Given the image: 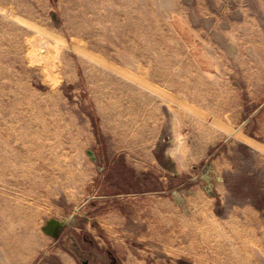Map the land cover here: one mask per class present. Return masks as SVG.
Here are the masks:
<instances>
[{
	"label": "rangeland",
	"instance_id": "obj_1",
	"mask_svg": "<svg viewBox=\"0 0 264 264\" xmlns=\"http://www.w3.org/2000/svg\"><path fill=\"white\" fill-rule=\"evenodd\" d=\"M107 252L264 264V0H0V264Z\"/></svg>",
	"mask_w": 264,
	"mask_h": 264
},
{
	"label": "trees",
	"instance_id": "obj_2",
	"mask_svg": "<svg viewBox=\"0 0 264 264\" xmlns=\"http://www.w3.org/2000/svg\"><path fill=\"white\" fill-rule=\"evenodd\" d=\"M66 230H64V232H65ZM64 232L62 233V236L64 235ZM66 236H68L69 238H70V245H72L73 247H74V245H75V248H76V253H79V255H84V254H87V255H90L91 253H93V252H89V251H86V250H84V249H82L81 247H80V244L78 243V241L77 240H75V237L72 235V233H69V234H67ZM107 255L109 256V259L111 258L112 260H114L113 259V256L111 255V253L110 252H107ZM114 262H116L115 260H114ZM91 263H93V261L92 260H90V262H89V264H91ZM116 264H118L117 262H116Z\"/></svg>",
	"mask_w": 264,
	"mask_h": 264
},
{
	"label": "bare ground",
	"instance_id": "obj_3",
	"mask_svg": "<svg viewBox=\"0 0 264 264\" xmlns=\"http://www.w3.org/2000/svg\"><path fill=\"white\" fill-rule=\"evenodd\" d=\"M166 94V93H165ZM166 96H168L167 94H166ZM170 97V96H169ZM171 98V97H170ZM160 99V98H159ZM214 142H215V140H214ZM201 216V215H200ZM250 220H252V218H249ZM174 224H175V222H174ZM175 226V225H174ZM171 227H172V225H171ZM217 227V226H216ZM214 230V229H213ZM184 236V235H183ZM180 239H182V238H180ZM180 246V245H179ZM182 246V245H181ZM185 249H187V248H184V250ZM182 251V250H181ZM240 249L239 248H237V247H235L234 249H233V251H232V254L231 255H227V261L229 262V263H231V261L235 258L236 260H238V259H240L241 257H242V255H241V253H240ZM237 262V261H236Z\"/></svg>",
	"mask_w": 264,
	"mask_h": 264
},
{
	"label": "flooded vegetation",
	"instance_id": "obj_4",
	"mask_svg": "<svg viewBox=\"0 0 264 264\" xmlns=\"http://www.w3.org/2000/svg\"><path fill=\"white\" fill-rule=\"evenodd\" d=\"M87 264H89V263H87Z\"/></svg>",
	"mask_w": 264,
	"mask_h": 264
}]
</instances>
